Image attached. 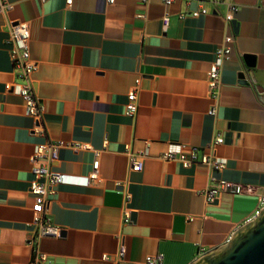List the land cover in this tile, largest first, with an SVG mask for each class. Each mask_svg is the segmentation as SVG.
<instances>
[{
    "label": "crops",
    "instance_id": "0c3cea01",
    "mask_svg": "<svg viewBox=\"0 0 264 264\" xmlns=\"http://www.w3.org/2000/svg\"><path fill=\"white\" fill-rule=\"evenodd\" d=\"M3 1L11 8L0 12V264H31L30 158L49 141L87 145L60 147L51 164L75 178L88 176L100 154L96 179L49 190L46 210L61 234L36 239L42 264H148L159 255L158 264H190L256 215L264 202V0ZM228 4L237 6V31ZM201 7L207 12L194 16ZM14 21L30 29L40 124L8 89L18 80ZM228 35L232 50L212 96L207 72ZM132 90L137 109L128 115ZM218 135L223 142L208 147ZM174 141L224 158L225 167L162 159ZM143 152L135 171L129 153ZM218 178L246 190L208 201L204 192Z\"/></svg>",
    "mask_w": 264,
    "mask_h": 264
},
{
    "label": "built area",
    "instance_id": "2783aa9c",
    "mask_svg": "<svg viewBox=\"0 0 264 264\" xmlns=\"http://www.w3.org/2000/svg\"><path fill=\"white\" fill-rule=\"evenodd\" d=\"M67 5L72 4V0H66ZM110 3L114 0H108ZM186 3H190L193 0H183ZM165 4H169L172 0H164ZM229 12L226 15V19L231 21L233 19V11L237 10L235 4H228ZM11 8V4L6 1L0 0V12L5 13ZM207 9L201 7L192 12L194 16L199 14H205ZM163 25L167 26L169 17L167 14L163 16ZM30 29L25 21H14L9 24V41L12 44V62L17 70L18 80L13 84L8 85V89L19 94L24 102L26 113L34 117L40 124L43 107L40 104L37 96L35 95L32 84L31 75L35 70L36 64L30 59L29 52V40ZM232 42V36H225L223 45L219 46L215 51V57L212 61L209 70L207 83L212 96H216L219 85L221 69L224 61L229 57L231 53V47L228 45ZM138 81V80H137ZM136 92L132 90L127 96V102L125 105V112L128 115H133L136 112ZM214 109H211L209 113L214 114ZM40 126V125H39ZM37 132L43 133L44 130L37 128ZM223 142L221 136L215 137L213 142L208 147ZM62 146H70L74 150H78L87 147L86 144L79 142L63 143L61 141H49L46 143L38 144L35 148V153L31 156L30 161L33 165V172L35 178L30 184V191L34 195V202L32 205L33 211V223L36 226L35 234L29 243L33 247V255L31 264H42L45 260V254L40 252L36 248V239L39 237H58L61 234V228L53 223L50 215L46 210L47 195L51 187L59 183H74V184H88L91 180L96 179L98 176L99 168V151L95 152V159L92 163V171L88 176H82L75 178L68 174H64L55 171L51 168V164L58 158L59 148ZM131 159V168L135 171H141L143 168V153H129ZM160 157L164 160L178 159L184 167H189L195 163L204 164L213 170H220L225 167V159L215 154H209L203 152L199 154V147L182 142H169L167 149L161 153ZM245 186L233 182L227 179L218 178L214 179L212 185H210L204 192L205 198L208 201H213L224 191H230L233 193H242L246 189ZM124 221H130V212L125 211ZM125 253V247L121 246L119 249V256H123ZM148 264H158L161 262V256L148 257L146 259Z\"/></svg>",
    "mask_w": 264,
    "mask_h": 264
},
{
    "label": "water",
    "instance_id": "95a60500",
    "mask_svg": "<svg viewBox=\"0 0 264 264\" xmlns=\"http://www.w3.org/2000/svg\"><path fill=\"white\" fill-rule=\"evenodd\" d=\"M237 31L238 24L232 20ZM247 65L254 66V57L245 55ZM241 82L247 83L245 73L239 74ZM190 264H264V202L256 215L239 226L227 241L217 246Z\"/></svg>",
    "mask_w": 264,
    "mask_h": 264
}]
</instances>
